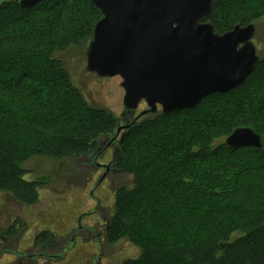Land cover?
Returning a JSON list of instances; mask_svg holds the SVG:
<instances>
[{"label": "trees", "instance_id": "16d2710c", "mask_svg": "<svg viewBox=\"0 0 264 264\" xmlns=\"http://www.w3.org/2000/svg\"><path fill=\"white\" fill-rule=\"evenodd\" d=\"M263 15L264 0H215L209 19L223 33ZM100 16L89 0H44L27 8L0 0V192L22 205L36 204L49 184L45 176L27 179L23 162L87 159L113 136L118 116L91 106L53 58L56 51L84 48ZM238 127L253 129L260 146L226 144ZM121 133L108 149L109 162L132 180L114 191L104 240L125 238L140 249L122 264H264V50L237 87L194 107L143 116ZM17 224L0 230V238H15ZM235 231L243 235L230 240ZM61 238L41 229L33 253L19 251L18 242L2 245L0 256L16 255L7 264H34Z\"/></svg>", "mask_w": 264, "mask_h": 264}, {"label": "water", "instance_id": "95a60500", "mask_svg": "<svg viewBox=\"0 0 264 264\" xmlns=\"http://www.w3.org/2000/svg\"><path fill=\"white\" fill-rule=\"evenodd\" d=\"M15 1L27 8L44 0ZM89 1L101 16L84 43L86 70L98 77L119 75L124 92L113 136L87 158L104 169L99 185L112 163L97 160L114 149L121 131L143 116L194 107L209 94L237 87L253 71L259 55L252 42L253 23L214 32L208 18L215 0ZM142 102L146 108L136 112ZM225 143L259 147L260 136L249 127H238Z\"/></svg>", "mask_w": 264, "mask_h": 264}, {"label": "rangeland", "instance_id": "374dc122", "mask_svg": "<svg viewBox=\"0 0 264 264\" xmlns=\"http://www.w3.org/2000/svg\"><path fill=\"white\" fill-rule=\"evenodd\" d=\"M253 24L256 33L252 42L259 55L264 50V15L255 20ZM53 58L63 63L71 82L78 87L91 106L106 109L115 116L120 115L123 110L124 92L120 85L121 77L119 75L98 77L87 71L86 55L81 47L74 46L63 51H56ZM33 83L31 82L30 86ZM221 101L218 99V102ZM144 108L146 105L141 103L136 112ZM158 110H160L159 106ZM185 118L192 120L196 117L195 115H186ZM180 119L179 117L178 119L173 118L172 121L177 122ZM222 139L216 140L214 144L220 143ZM108 154L109 151H106L105 156L100 157L98 161L107 163ZM176 158L177 156L174 154L170 157L171 160ZM109 159L111 160V158ZM78 161L91 163L89 159L85 160V158L56 161L44 156H33L21 164L28 171L25 176L27 179L45 176L49 184L40 188L39 201L32 206L22 205L8 194L0 192V230H5L15 221H20V224H17L18 235L12 239L0 238V248L4 244L16 245L19 242L18 250L29 255L35 251L31 248L34 234L41 229H49L63 238L52 241L44 252L46 254L48 252L57 253L60 249L57 250L56 247L61 248L62 245L68 244L71 231H74V244L69 249H65V246L62 247L61 249L65 250L62 254L60 253V258L54 259L53 262L48 260L50 262L46 261V263L38 259L33 261L34 264H93L95 262L99 251L98 243L91 239L88 230L84 229V233H82L83 230H78L81 218L84 217L82 224L86 226L88 221H92L90 218L93 215L91 214L97 210V206L93 207L94 200L90 196V190L94 191L99 187L98 192H95L96 195H94L101 202L99 204L101 208L110 207L106 214L108 219L113 210L115 189L120 185L130 186L132 178L118 171L110 172L109 168L99 185H96L104 169L91 164V167L84 168L82 164L77 163ZM204 164L208 163L204 162ZM91 208L92 210L89 211ZM241 235L243 233L235 231L231 233L230 240ZM102 249L103 255L100 264H122L123 261L136 258L140 254V249L125 238L113 244L104 242ZM14 256L13 253L0 256V264H7L14 259Z\"/></svg>", "mask_w": 264, "mask_h": 264}, {"label": "flooded vegetation", "instance_id": "af4514ba", "mask_svg": "<svg viewBox=\"0 0 264 264\" xmlns=\"http://www.w3.org/2000/svg\"><path fill=\"white\" fill-rule=\"evenodd\" d=\"M208 20L209 21H211L209 18H208ZM212 22V21H211ZM143 103V102H142ZM108 156V160H107V163H108V161L110 160L109 158H111V151H109V154L107 155ZM101 163H103V164H107L106 162H101ZM98 170H102V169H98ZM110 172H113V171H115L114 170V168L112 169H110L109 170ZM98 188L99 187H97V189H95L94 191H91L90 190V196L92 197V199L94 200V205H93V207L94 206H97V210L95 211V213H93V214H91V215H93V217L92 218H90V219H92V221L91 222H89L88 221V223H86V226H83V224H82V221H83V219H84V217L83 218H81V223H79L80 224V226L78 227V230H83L82 231V233H84V229H86V230H88L89 231V235H90V237H91V239H94L95 241L94 242H96V243H98V245H99V251H98V255L95 257V262L93 263V264H100L101 263V260H102V255H103V249H102V247H103V245H104V242H105V240H104V231H105V227H106V224H107V217H106V214H107V212H109V209H110V207H108L107 209H105L104 207H100L99 206V204L101 203L100 201H99V199L97 198V197H95V192H98L97 190H98ZM92 192V193H91ZM95 194V195H94ZM92 210V208L89 210V211H91ZM99 216V217H98ZM82 224V225H81ZM69 234H70V232H69ZM68 234V235H69ZM67 236V235H66ZM66 236H64V237H66ZM71 238V239H70ZM62 239V238H61ZM60 239V240H61ZM59 240V241H60ZM106 243V242H105ZM74 244V231H71V236L69 237V242H68V244H66V245H62L61 246V248L62 247H64L65 246V249H68V248H70V246H72ZM29 247V246H28ZM27 247V248H28ZM57 248V250L58 249H60V250H58V252L57 253H55V252H48L47 254H46V252H44V253H42V255L43 256H41V257H43V258H45V259H40L42 262L44 261L45 263H46V261H48V260H51V262H53L54 261V259H57V258H60L59 257V255L58 254H60V252L59 251H64L65 249H61V248H59L58 246L56 247ZM14 254V253H13ZM15 255V254H14ZM16 258V255L14 256V259ZM48 262H50V261H48Z\"/></svg>", "mask_w": 264, "mask_h": 264}, {"label": "bare ground", "instance_id": "6f19581e", "mask_svg": "<svg viewBox=\"0 0 264 264\" xmlns=\"http://www.w3.org/2000/svg\"><path fill=\"white\" fill-rule=\"evenodd\" d=\"M249 75V74H248Z\"/></svg>", "mask_w": 264, "mask_h": 264}, {"label": "crops", "instance_id": "0c3cea01", "mask_svg": "<svg viewBox=\"0 0 264 264\" xmlns=\"http://www.w3.org/2000/svg\"><path fill=\"white\" fill-rule=\"evenodd\" d=\"M27 248V247H26Z\"/></svg>", "mask_w": 264, "mask_h": 264}]
</instances>
